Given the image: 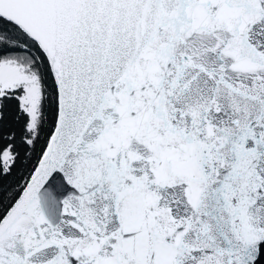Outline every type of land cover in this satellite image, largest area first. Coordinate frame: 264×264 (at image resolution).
<instances>
[{
	"label": "snow or ice",
	"instance_id": "1",
	"mask_svg": "<svg viewBox=\"0 0 264 264\" xmlns=\"http://www.w3.org/2000/svg\"><path fill=\"white\" fill-rule=\"evenodd\" d=\"M0 52V264L264 262V0H0Z\"/></svg>",
	"mask_w": 264,
	"mask_h": 264
},
{
	"label": "trees",
	"instance_id": "2",
	"mask_svg": "<svg viewBox=\"0 0 264 264\" xmlns=\"http://www.w3.org/2000/svg\"><path fill=\"white\" fill-rule=\"evenodd\" d=\"M7 39H8V40H10V39H11V37L9 36V37H7ZM0 55H3V53H2V52H0ZM32 162H33V163L35 162V157H32Z\"/></svg>",
	"mask_w": 264,
	"mask_h": 264
},
{
	"label": "water",
	"instance_id": "3",
	"mask_svg": "<svg viewBox=\"0 0 264 264\" xmlns=\"http://www.w3.org/2000/svg\"><path fill=\"white\" fill-rule=\"evenodd\" d=\"M262 264H264V262H262Z\"/></svg>",
	"mask_w": 264,
	"mask_h": 264
}]
</instances>
